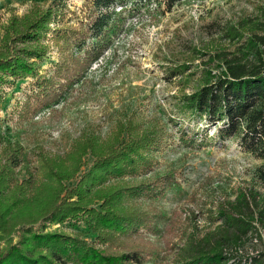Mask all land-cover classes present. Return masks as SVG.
I'll return each mask as SVG.
<instances>
[{"label":"trees","instance_id":"16d2710c","mask_svg":"<svg viewBox=\"0 0 264 264\" xmlns=\"http://www.w3.org/2000/svg\"><path fill=\"white\" fill-rule=\"evenodd\" d=\"M180 1L82 0L73 8L67 0H53L44 9L35 4L21 17L12 15L0 36V99L4 84L33 76L40 87V107L57 102L114 45L126 12L148 11L152 5L159 10L162 2L170 10ZM46 33L52 34L59 55L49 75L40 72L49 59ZM216 33L203 46L191 44L190 57L184 54L181 62L164 67L169 80L195 74L193 58L202 61L203 84L173 96L176 110L221 123L216 136L234 138L261 164L253 186L234 200L218 203L223 222L201 237L191 235L175 254L174 264H264L263 251H242L249 234L260 240L264 236V192L258 190L264 186V5L227 21ZM176 128L186 144L203 142L181 122ZM162 132L156 124L144 126L137 117H128L117 121L108 142L85 133L65 156L40 152L37 174L26 171L23 178L18 175L26 168L22 145H0V242H5L0 264H144L155 249L140 228L156 229L163 214L155 206L144 209L137 204L143 183L127 177L152 169ZM88 157L92 163L83 171ZM73 218L83 219L104 247L56 229L38 231L42 221ZM175 221L176 215L169 230Z\"/></svg>","mask_w":264,"mask_h":264},{"label":"rangeland","instance_id":"374dc122","mask_svg":"<svg viewBox=\"0 0 264 264\" xmlns=\"http://www.w3.org/2000/svg\"><path fill=\"white\" fill-rule=\"evenodd\" d=\"M52 1L0 0V36L12 15L21 17L35 4L44 9ZM67 1L73 8L82 3ZM259 5H264V0H181L170 10L162 2L159 10L152 5L148 11H128L114 45L92 64L83 79L49 106L40 107L43 102L36 96L40 87L33 76L4 84L0 145H22V166L26 168L20 170L19 177H27L28 172L37 174L40 152L65 156L85 133H96L101 141H110L117 121L135 116L144 126L158 125L164 136L152 169L127 179L143 183L144 191L135 197L137 204L144 209L155 206L163 214L156 229L140 228V234L155 249L144 264H174L175 254L191 235L201 237L223 222L218 203L234 200L253 186L254 172L261 161L245 153L234 138L219 139L216 131L221 123L176 110L173 96L191 93L203 84L201 59L193 58V75L188 72L168 80L164 67L181 62L187 57L184 54L190 57L191 44L209 43L220 26L255 13ZM51 37L46 33L44 38L50 51L41 74H51L59 58ZM178 122L203 142L188 145L182 141ZM86 160L83 171L92 163L90 157ZM258 190L263 193L264 186L258 185ZM175 215V225L169 230ZM39 225L38 231L56 229L104 247L96 243V234L88 231L83 219L42 221ZM4 244L0 242V247ZM258 250L264 252V236L260 240L249 234L242 251Z\"/></svg>","mask_w":264,"mask_h":264},{"label":"built area","instance_id":"2783aa9c","mask_svg":"<svg viewBox=\"0 0 264 264\" xmlns=\"http://www.w3.org/2000/svg\"><path fill=\"white\" fill-rule=\"evenodd\" d=\"M230 262H233V259Z\"/></svg>","mask_w":264,"mask_h":264}]
</instances>
